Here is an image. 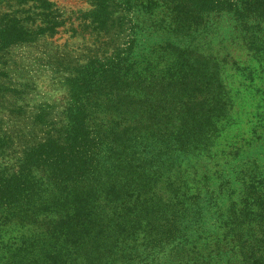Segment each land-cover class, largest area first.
I'll use <instances>...</instances> for the list:
<instances>
[{
	"label": "rangeland",
	"instance_id": "374dc122",
	"mask_svg": "<svg viewBox=\"0 0 264 264\" xmlns=\"http://www.w3.org/2000/svg\"><path fill=\"white\" fill-rule=\"evenodd\" d=\"M49 1L65 19L56 33L36 31L28 41L0 43V125L13 141L0 153V162L13 165L25 143L67 121V77L90 57H103L119 45L129 56L130 65L123 71L128 80L103 82V88L84 93L87 128L100 141L89 176L64 183L39 170L40 193L24 207L0 209V264H134L135 257L137 263L146 259L142 251L150 238L143 230L132 233L142 226L162 230L175 213L176 207L150 198L161 191L159 176L165 168L174 175L173 187L181 195L189 187L175 174L184 170L195 191L208 184L212 198H203L214 207L210 211L226 216L225 205L242 198L237 194L242 187L236 168L227 171L224 162L234 152L233 141L250 133L256 120L253 108L264 105V0L253 1L242 15L182 5L171 17L116 5V19L102 36L88 21L80 23L91 0ZM20 9L0 0V25L14 11L35 29ZM183 89L194 90L190 92L197 100L226 91L230 110L215 122V139V131L209 135L210 125L198 121L188 123L196 126L193 141L198 142L178 132V107L192 101ZM164 123L169 129L160 127ZM208 142L212 145L207 150L189 153L193 145ZM146 151L153 157L146 158ZM254 212L236 224L246 226L249 218L259 217ZM85 217L103 223L84 226ZM246 229L236 228L234 239L252 240ZM234 244L232 240L220 247ZM157 255L162 257L163 251Z\"/></svg>",
	"mask_w": 264,
	"mask_h": 264
},
{
	"label": "trees",
	"instance_id": "16d2710c",
	"mask_svg": "<svg viewBox=\"0 0 264 264\" xmlns=\"http://www.w3.org/2000/svg\"><path fill=\"white\" fill-rule=\"evenodd\" d=\"M20 6L19 12H26L24 19H28L35 29L22 23V18L11 11L0 25V43L9 45L14 42L30 40L36 33L54 34L57 28L63 27L65 19L61 17L54 3L49 0H10ZM92 7L81 14L82 21H88V26L96 35L102 36L114 23L113 13L115 6H126L130 11L139 14V10H149L158 14L167 12L171 17L176 14L177 8L188 5L200 12H232L235 15L245 13L247 7L255 0H91ZM251 6V5H250ZM30 12V15H29ZM4 19L3 17H0ZM125 49L117 45L112 53L103 57L93 56L82 65L78 72L67 77L69 86V104L65 109L67 121L64 124L46 129V134L39 140L25 143L22 151L10 165L0 162V209L20 208L28 205L41 191V182L36 175L37 171H45L46 174L58 182L82 181L91 173L100 152L99 139L91 135L86 123V109L82 102L85 91L91 92L96 87H104L108 81L114 84L125 83L128 75L124 69L130 65L129 56ZM104 84H101L103 83ZM194 90L183 89L186 94L188 106L180 105L178 113L181 115V123L178 132L187 136L191 135L192 142L198 135L196 126L188 123L210 125L209 135L216 133L217 121L229 114L230 105L226 91L210 92L206 98L197 100ZM228 104V105H227ZM228 106V107H227ZM256 120H252L250 133L237 141H233L229 158L224 162L226 170L229 167L236 168L238 182L241 184L237 194L242 198L230 204L227 203V213L223 216L211 212L210 201L203 195L212 198L213 191L208 184L195 191L190 186L191 176L184 170L181 174H175V178L188 188L182 195L178 193L174 175H170L169 169H164L159 176L161 191L158 195H152L163 200L175 208L171 218L164 221L162 230L155 231L142 226L135 230L145 231L150 238L144 244L145 250L142 256L146 259L134 264H264V105L253 108ZM203 120V121H202ZM160 127L167 128L166 123ZM173 129V128H172ZM26 142V141H25ZM245 142V143H244ZM13 143L10 136L3 132L0 125V153L4 154ZM212 143L193 145L189 153L197 154L207 150ZM148 148H146L147 150ZM182 153L175 150L174 154ZM153 157L146 151V158ZM2 158H4L2 156ZM158 158V157H157ZM230 161L231 166H230ZM157 168L158 165H153ZM154 176L151 177V180ZM171 191L168 193V186ZM262 188V189H261ZM201 190L203 192H201ZM230 191L232 192L233 189ZM229 192V191H228ZM256 213L258 218H249L245 225L236 224L238 219L244 222L248 213ZM77 219L72 220V222ZM255 221V222H252ZM84 226L102 225V221L85 217ZM166 226V227H165ZM170 226V227H168ZM245 228L254 238L252 240L234 239L232 233L235 229ZM218 232H214L215 230ZM223 229V230H222ZM154 236L151 237V234ZM51 234H54L52 232ZM137 237V236H135ZM234 245L221 249V243ZM230 241V242H229ZM163 251L159 258L157 252ZM141 255L138 256L140 258Z\"/></svg>",
	"mask_w": 264,
	"mask_h": 264
}]
</instances>
